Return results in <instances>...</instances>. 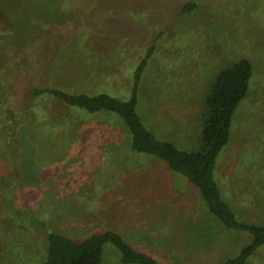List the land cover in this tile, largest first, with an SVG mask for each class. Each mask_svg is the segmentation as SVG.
Listing matches in <instances>:
<instances>
[{"label": "rangeland", "instance_id": "rangeland-1", "mask_svg": "<svg viewBox=\"0 0 264 264\" xmlns=\"http://www.w3.org/2000/svg\"><path fill=\"white\" fill-rule=\"evenodd\" d=\"M187 2L194 3L188 12ZM150 47L137 111L155 134L151 116L163 104L181 120L203 109V125L205 100L186 107L176 94L206 97L217 72L242 57L251 61L249 92L235 111L215 177L225 200L230 182L222 176L239 166L257 193L234 195L228 204L249 217L264 212V0H0V264H35L31 256L44 254L33 215L77 238L113 229L161 264H225L247 242L162 161L126 152L120 118L77 114L44 98L31 99L41 109L21 113L32 86L127 99ZM186 123L173 138L201 146V133L194 140ZM27 212L31 218L22 222ZM189 229L203 232L199 242L200 234L189 239ZM102 264H122L111 244ZM246 264H264V247Z\"/></svg>", "mask_w": 264, "mask_h": 264}, {"label": "trees", "instance_id": "trees-1", "mask_svg": "<svg viewBox=\"0 0 264 264\" xmlns=\"http://www.w3.org/2000/svg\"><path fill=\"white\" fill-rule=\"evenodd\" d=\"M182 9L188 12L194 9V3L187 2ZM153 50L154 47L148 48L134 69L127 99L104 91L71 92L56 86H32L27 99L23 101L27 106L21 113L29 115L31 109H41L40 104L33 107L31 99L44 98L77 114H109L120 118L130 134L133 152L151 155L164 162L169 172L197 192L207 210L222 225L248 237L243 247L225 261V264H246L257 249L264 247V224L245 222L237 218L234 210L222 197L215 170L222 149L230 141L235 111L249 92L253 65L247 57H242L217 72L205 97L206 113L202 125L201 146L196 150L186 151L169 141L157 138L137 111L139 82L153 61ZM14 109H7V116H11ZM29 216L31 218V214L27 212L22 222ZM32 219L38 228H42L45 242L44 254L31 256L35 264H102L106 244H111L119 251L122 264H161L153 255L133 247L123 235L113 229L77 238L47 226L38 215H33ZM187 233L189 239L200 234L197 242L203 234L190 229Z\"/></svg>", "mask_w": 264, "mask_h": 264}, {"label": "crops", "instance_id": "crops-1", "mask_svg": "<svg viewBox=\"0 0 264 264\" xmlns=\"http://www.w3.org/2000/svg\"><path fill=\"white\" fill-rule=\"evenodd\" d=\"M178 92H180V91H176L173 94H176ZM176 95H177L176 97L178 99H182L184 101V105L186 107L189 106V105L196 107V105L202 104V102H204V100H205V96H203L202 94L197 95L195 93H191V94L188 93L187 95L184 96V94L182 92V94H176ZM171 106L172 105H169V104L168 105L167 104L166 105H164V104L161 105L162 108H159V106H158V111L156 109V114L153 113V115L151 116V119H154L157 116V120H156L157 132H156V134H155V131H154V129L152 127H150V126H148V127L153 131V133L155 134V136L157 135L156 137L159 138V139H161V140H165V141H169L170 140L173 143H175L178 147H180L182 150H186V151H193V150H195V148L196 147L198 148L200 146V144L196 143L195 145L183 146V145H181V141H179L177 139V137L173 138V135L172 134H173V132L175 130L179 129V127H180L181 124L187 122L185 124L186 129L189 128V126H190L191 133L192 132L194 133L193 139L194 140H197L198 132H200L201 135H202V127L203 126L201 127V125H202L201 114H202V110L203 109H201V112L200 113L197 110H191L192 113H194L195 115H192V118L191 119H190V117L188 115V117L186 119H182L181 120V119H179L177 117L176 112L166 111L165 110V109H167L166 107H171ZM141 118H142V116H141ZM142 120H143V118H142ZM144 121L145 122H149L146 118H144L143 122ZM200 128H201V130H200ZM125 131L127 132V130H125ZM126 134H127V141L126 142H123L122 141L125 151L126 152H131V153L137 154V155H142V153H135V152L132 151V149H131V137H130V134L128 132ZM184 137H186V136H184ZM149 157L150 158H153V159H155V160L158 161V159L155 158V157H153V156H149ZM234 167L232 166V167L227 168L226 171H228V173H226L224 176H222V178H225V179H227L230 182V184L228 186L229 189L227 188V190H228V192H227L228 193V196H227V199H225V201L227 203H229V204L236 201L232 197L234 195H239V194H241V195L244 194L245 195L246 194V195L251 196L252 191H254V192L257 193V189H253V185L250 182V178L251 177L250 176H247L248 181L245 182V176H244V174H241L240 173V171L242 169L239 168V166H234ZM215 171H216V174L221 177L220 165L217 167V169ZM178 180H179V178H178ZM243 181H244V183H243ZM256 181H257V179H256ZM237 182H240L242 185L247 186V188H246L247 192L244 191L245 189L242 190V188H238L236 186V183ZM230 191H231V193H230ZM233 210H234V212H235V214L237 216L239 215L238 218L240 220H242V221L250 222V223H256V224H264V212H260V213L256 214L255 217H249V216L243 215L241 213L242 211L239 210L238 208L237 209L235 208ZM238 211L241 213L242 217L240 216V213H238ZM190 217H189V219H191ZM196 227H198V225Z\"/></svg>", "mask_w": 264, "mask_h": 264}]
</instances>
